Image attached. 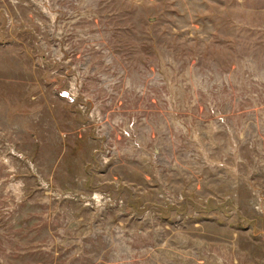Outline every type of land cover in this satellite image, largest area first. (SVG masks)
Here are the masks:
<instances>
[{
	"label": "rangeland",
	"instance_id": "obj_1",
	"mask_svg": "<svg viewBox=\"0 0 264 264\" xmlns=\"http://www.w3.org/2000/svg\"><path fill=\"white\" fill-rule=\"evenodd\" d=\"M0 264H264V0H0Z\"/></svg>",
	"mask_w": 264,
	"mask_h": 264
}]
</instances>
